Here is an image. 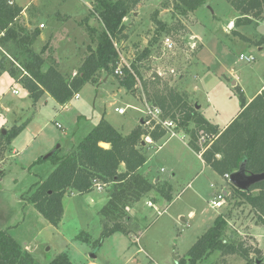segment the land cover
<instances>
[{
	"label": "rangeland",
	"instance_id": "1",
	"mask_svg": "<svg viewBox=\"0 0 264 264\" xmlns=\"http://www.w3.org/2000/svg\"><path fill=\"white\" fill-rule=\"evenodd\" d=\"M15 1L28 7L22 16L23 26L31 32L41 31L33 50L45 59L43 71L59 65L61 72L74 77L89 54L88 48H97L96 37L103 30L96 0ZM239 16L226 0H209L188 17L177 13L173 0H142L125 18L124 33L115 42L122 59L130 67L135 63L144 80L159 78L161 89L167 84L186 94L191 104L199 106L197 112L221 130L236 116L243 101L255 98L264 86V20L235 28ZM155 18L168 29L150 47L159 28ZM165 36L174 41L172 52L163 48ZM148 48L149 55L142 57ZM241 54L252 55L255 61H241ZM5 55L0 47V61L6 57L5 67H14L17 75L0 71V130L6 134L26 122L27 126L13 140L11 151L0 153V231L7 230L37 263L49 264L67 253L73 264H177L180 259L188 260L189 250L219 215L231 216L226 237L235 234L236 239L260 249L252 256L254 260L264 258V224L241 198V203L235 201L224 177L205 167L191 149L190 139L197 130L193 124L189 133L176 130L175 137L167 135L157 143L145 139L147 162L140 174L149 178L153 189L127 209L123 224L128 233H116L101 245L97 243L103 223L109 221L99 212L108 201L110 185L88 194H67L62 222L58 227L48 223L27 199L56 165L52 160L36 161L58 149L59 156L67 155L102 118L122 135H130L142 120H148L146 96L140 83L135 97L119 87L116 75L102 72L96 85H85L79 99L67 106L48 94L34 105L22 84L16 82L27 75L26 70ZM117 108L126 113H117ZM208 135L202 153L214 139ZM157 179L160 181L155 182ZM167 182L173 188V201L159 198L154 203L160 196L157 189ZM222 189L230 196L222 208L214 209L210 201ZM197 264L247 263L214 252Z\"/></svg>",
	"mask_w": 264,
	"mask_h": 264
},
{
	"label": "trees",
	"instance_id": "2",
	"mask_svg": "<svg viewBox=\"0 0 264 264\" xmlns=\"http://www.w3.org/2000/svg\"><path fill=\"white\" fill-rule=\"evenodd\" d=\"M207 1L209 0H173V7L179 15L188 17ZM226 1L240 15L234 21L235 28L264 20V0ZM11 2L13 1L0 0V47L6 52L5 56H11L19 61L27 72V75L21 80L17 79L16 82L22 84L34 105L48 94L59 105L65 106L85 85H96L100 73L116 75L120 53L115 47V39H119L124 33L125 18L142 0H96L95 11L102 22L103 30L96 37L97 48L95 50L88 48L89 54L74 77L62 74L54 65L43 71L45 59L33 50L41 31L39 29L28 31L21 23L25 9ZM154 22L159 28L150 47L154 46L163 31L166 32L168 29V26L157 18ZM90 33L93 35V31ZM149 53L150 48L145 49L142 57ZM5 58L0 61V71L8 70L10 76L15 77L17 69L14 67L7 69L4 64ZM116 77L119 87L135 97L137 85L140 83L146 96L144 102L160 108L164 119L175 122L176 130L181 129L189 133L191 125H195L197 130L189 144L196 153H202L199 143L201 135L208 133L214 135L211 145L202 153V159L219 175L223 177L226 174L232 175L245 161L247 162L245 170L248 174L264 173V91L249 103L243 101L239 115L221 131L197 112L196 105L189 102L186 94L167 84L161 89L159 78H155V81L144 80L135 63L130 68L124 67L123 76L116 75ZM142 121L143 123L130 135L124 136L102 118L67 155L59 156L58 149L54 157L48 159L41 157L36 163L52 160L56 167L47 179L36 186L27 200L48 223L58 227L64 216L63 200L67 194L91 193L96 183L110 185L108 201L99 214L109 220L111 225L106 221L103 223L104 229L97 243L101 245L104 239L116 233H128L127 227L123 224V220L128 217L127 209L153 189L151 181L140 174V169L147 162L143 150L147 145L145 139L150 138L153 143H157L168 135L160 125L153 122L147 124V120ZM26 126L27 122L22 126L13 127L6 134L0 130V153L3 150L11 151L13 140L25 130ZM101 143L110 147L105 149L100 146ZM227 183L235 193V201L240 202L238 198H241L255 211L258 221L264 224V183L252 187L249 193L236 189L230 182ZM157 191L168 203L173 201L172 189L168 183L159 187ZM226 192L228 199L230 193ZM230 218L231 216L219 215L214 225L189 250L188 260L180 259L177 264H197L214 252L221 253L224 258L240 257L247 264L264 260L262 257L254 260L252 257L260 253L259 248L248 245L240 238L236 239L233 233L226 237L231 225ZM263 263L264 261L261 264ZM0 264L39 263L19 246L7 230H3L0 231ZM49 264H73V262L67 253H61Z\"/></svg>",
	"mask_w": 264,
	"mask_h": 264
},
{
	"label": "built area",
	"instance_id": "3",
	"mask_svg": "<svg viewBox=\"0 0 264 264\" xmlns=\"http://www.w3.org/2000/svg\"><path fill=\"white\" fill-rule=\"evenodd\" d=\"M11 4H13V2H11ZM162 45L165 51L167 52H172L175 48V44L173 39L170 36H165L162 38ZM115 47L118 50V52L120 53L119 49H118V45L115 42ZM120 62L117 66V69L115 71L116 75L118 76H123L124 75V67H128L130 68V66L126 63V61L124 59H122L121 53H120ZM240 60L247 62V63H252L255 61V57L252 55H245V54H241L240 55ZM14 94L17 95L19 94V92L17 90H14ZM76 99H79V94H77L75 96ZM146 109H147V124L150 123H155L156 125H160L163 129H165L168 132V135L170 137H175L176 136V128L177 125L175 124V122L169 120V119H164L163 117V112L160 108L156 107V106H152L148 103L145 104ZM116 112L124 115L126 113V111L124 109H116ZM59 128H61L60 125H57ZM207 138H210V136L208 134H202L200 139H199V143L201 148L205 145ZM149 142L152 143V140L150 138H147ZM230 174H226L224 176V179L227 182H230ZM106 185H103L101 183H96V187L97 190L102 191L105 188ZM226 189H222V191L215 196L211 201H210V205L212 208L214 209H218V208H222L223 205L226 202Z\"/></svg>",
	"mask_w": 264,
	"mask_h": 264
},
{
	"label": "water",
	"instance_id": "4",
	"mask_svg": "<svg viewBox=\"0 0 264 264\" xmlns=\"http://www.w3.org/2000/svg\"><path fill=\"white\" fill-rule=\"evenodd\" d=\"M196 109H199V106L196 105ZM143 123V121H142ZM5 132V131H3ZM145 144V142H143V145ZM101 147L108 149L110 146L108 144L105 143H101L100 144ZM60 148V147H58ZM55 152L48 154L47 156H45V159L51 158L55 156ZM246 164L247 162L245 161L240 169L233 173L230 177V184L235 187L236 189L242 191V192H246L249 193L252 189V187L264 183V173H257V174H248L245 170L246 168ZM92 258H95L94 255H91ZM263 262V260H256L257 264H261Z\"/></svg>",
	"mask_w": 264,
	"mask_h": 264
},
{
	"label": "crops",
	"instance_id": "5",
	"mask_svg": "<svg viewBox=\"0 0 264 264\" xmlns=\"http://www.w3.org/2000/svg\"><path fill=\"white\" fill-rule=\"evenodd\" d=\"M13 2H15L16 3V1L15 0H12ZM17 4V3H16ZM26 9L28 8V7H25ZM24 8V9H25ZM25 12V11H24ZM199 44V43H198ZM197 44V45H198ZM58 65V64H57ZM82 65V64H81ZM57 68H58V70H59V68H60V66L58 65L57 66ZM60 71V70H59ZM74 71V70H73ZM61 72V71H60ZM62 74H64V72H61ZM76 74V73H75ZM65 75V74H64ZM264 90V86L261 88V90L258 92L259 94L260 93H262V91ZM258 94V95H259ZM256 97V96H255ZM254 99V98H253ZM253 99H251L249 102H251ZM248 102V103H249ZM68 105V104H67ZM67 105H65V106H67ZM196 105V104H195ZM62 106V105H61ZM118 109V108H117ZM240 111H241V109L239 110V112L236 114V116H234V118H232V120L225 126V127H223V128H221V130L223 131V130H225L227 127H228V125L239 115V113H240ZM200 113V112H199ZM92 125H94V127H95V124H92ZM90 126V130H88L89 132L94 128L93 126ZM93 127V128H92ZM88 132V133H89ZM87 133V134H88ZM169 138H171L170 136H169ZM145 145V144H144ZM190 147V146H189ZM192 149V148H191ZM193 150V149H192ZM194 151V150H193ZM16 152V151H15ZM197 156H198V158L201 160V162L203 163V165L205 166V167H209V166H207L206 164H205V162L203 161V159H202V153L201 154H198L197 153ZM210 168V167H209ZM147 177V176H146ZM148 178V177H147ZM149 179V178H148ZM160 180H155V182H159ZM168 184H169V186L171 187V189H172V191H173V188H172V185L169 183V182H167ZM227 190V189H226ZM172 196H173V194H172ZM159 198H163L161 195L157 198V199H155L154 200V203L159 199ZM164 200H165V198H163ZM133 213V212H132Z\"/></svg>",
	"mask_w": 264,
	"mask_h": 264
}]
</instances>
